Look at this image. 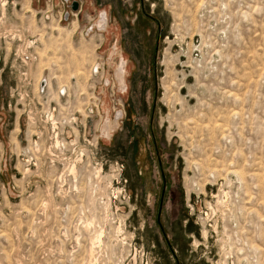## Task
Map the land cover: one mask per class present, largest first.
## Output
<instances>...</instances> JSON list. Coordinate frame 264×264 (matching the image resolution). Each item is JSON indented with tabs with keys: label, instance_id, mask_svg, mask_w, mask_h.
<instances>
[{
	"label": "rangeland",
	"instance_id": "rangeland-1",
	"mask_svg": "<svg viewBox=\"0 0 264 264\" xmlns=\"http://www.w3.org/2000/svg\"><path fill=\"white\" fill-rule=\"evenodd\" d=\"M0 264H264V0H0Z\"/></svg>",
	"mask_w": 264,
	"mask_h": 264
},
{
	"label": "bare ground",
	"instance_id": "bare-ground-1",
	"mask_svg": "<svg viewBox=\"0 0 264 264\" xmlns=\"http://www.w3.org/2000/svg\"><path fill=\"white\" fill-rule=\"evenodd\" d=\"M1 2H4L3 3V8H5L7 5H8V2H5V1H1ZM2 11H4V9L2 10ZM32 11V10H31ZM36 11V10H35ZM33 12H34V10H33ZM4 14V13H3ZM108 22H109V19H108V14L104 11V12H102L100 15H99V17H98V20H97V22L95 23V25L89 30V34L92 32L93 34L94 33H105V32H107V30H108ZM61 26H62V24H61ZM66 27H61V29H65ZM76 28V27H75ZM32 32V31H31ZM30 32V33H31ZM35 32V31H34ZM91 33V34H92ZM90 34V35H91ZM15 35V34H14ZM31 43H33V42H31ZM29 44H30V42H29ZM31 45V44H30ZM27 47V46H26ZM22 51V50H21ZM27 54V53H26ZM29 54V53H28ZM118 54H119V52H118V49H117V47L116 46H114V47H112V49L110 50V54H109V59H108V62L114 67V72H115V74H114V77H115V81H117V83H118V85H119V88H120V91L123 93V94H126L127 93V91H128V86H127V82H126V65H125V61H123V60H120V62H119V67H117V64H114V59H115V57H117L118 56ZM22 55V54H21ZM24 55V54H23ZM33 57H34V55H33ZM32 58V57H31ZM35 58V57H34ZM120 58H122V56H120ZM22 59V58H21ZM24 59V58H23ZM33 61V60H32ZM39 63H41L42 64V61L41 60H39ZM31 64V63H30ZM36 64H37V61H36ZM40 64V65H41ZM37 66V65H36ZM31 68V67H30ZM100 68H101V64H96V66L94 67V69H93V73H94V75H95V72L96 73H98V75L100 74ZM30 70V69H29ZM37 70H38V68H37ZM33 71V70H32ZM40 71V70H39ZM40 73V72H39ZM41 74H42V70H41ZM48 74V73H47ZM34 75V74H33ZM39 75V74H38ZM34 76H36V75H34ZM47 87H46V92H49L50 90H48L49 88H48V83L51 81V77L48 75V77H47ZM36 80H37V78H36ZM38 80H39V78H38ZM44 77L42 78V76L40 77V80H39V82H44ZM42 82V83H43ZM37 83V82H36ZM42 83H41V85H42ZM50 84V83H49ZM41 85H40V92L42 91V92H44V88L42 89L41 88ZM108 85H110V80L109 79H107L106 80V86H108ZM36 92V91H35ZM37 92H38V90H37ZM51 92V91H50ZM38 94V93H37ZM51 94V93H50ZM62 94V93H61ZM24 96V95H23ZM109 101V100H108ZM54 110V109H53ZM121 115H122V112H120V113H118L117 114V120L116 121H114V122H112V120H106V122L102 125V127H101V132H102V134L104 135V136H108V137H111L112 136V131L114 130V127H116L118 124H119V119H120V117H121ZM52 116V115H51ZM51 116H50V118H51ZM54 119V118H53ZM56 120V119H55ZM55 120H54V122H55ZM52 123V122H51ZM53 124H55V123H53ZM52 124V125H53ZM56 125V124H55ZM71 135V134H70ZM11 142V141H10ZM56 143H57V141H55ZM59 143V142H58ZM57 143V144H58ZM60 144H62V143H60ZM54 145H56L55 143H54ZM57 146V145H56ZM73 167H75V166H73ZM72 170V172L75 174V176H76V169H71ZM71 170H70V173L72 174V172H71ZM73 175V174H72ZM74 176V177H75ZM76 178V177H75ZM120 192V191H119ZM108 216V215H107ZM91 225V223L89 224L88 223V227ZM92 226V225H91ZM120 232H121V229L119 228L118 229ZM103 236H104V231L103 230H101L97 235H96V237H95V240H94V243H93V245L96 247V246H100L101 244H102V241H103ZM204 236H205V238H207L208 237V233L207 232H205L204 233ZM93 245H92V247H93ZM102 246V245H101ZM95 247H94V249H95ZM94 249L93 250H91V252H90V257H91V259H92V262H94V260L96 261V257H95V255H94ZM97 262V261H96Z\"/></svg>",
	"mask_w": 264,
	"mask_h": 264
},
{
	"label": "crops",
	"instance_id": "crops-1",
	"mask_svg": "<svg viewBox=\"0 0 264 264\" xmlns=\"http://www.w3.org/2000/svg\"><path fill=\"white\" fill-rule=\"evenodd\" d=\"M108 19H109V15H108ZM108 24H109L108 25V32H109V29H110V20H109V23ZM108 32H106V33H108ZM114 46L117 47L118 52H119V55L123 56V58L125 60V65H126V82H127V79H128V76H129V67H136V66H140V65L142 66V64L145 65L146 63H144V62L142 63V60L137 59V57H131V56L128 57V56L124 55V51H122V50L119 49L117 43ZM127 86H128V91H129L128 82H127Z\"/></svg>",
	"mask_w": 264,
	"mask_h": 264
},
{
	"label": "built area",
	"instance_id": "built-area-1",
	"mask_svg": "<svg viewBox=\"0 0 264 264\" xmlns=\"http://www.w3.org/2000/svg\"><path fill=\"white\" fill-rule=\"evenodd\" d=\"M25 60H26V59H25ZM95 75L98 76V73L95 72ZM24 76H27V75L24 74ZM46 87H47V85H45V82H43L42 85H41V88H42V89H43V88L46 89ZM67 92H68L67 89H66V90H62V92H61V93H62V96H63V97H62V100H63V99H66V100L68 99L67 101L70 100V99H69V93H67ZM92 93H93V96H96V93H95L94 91H93ZM41 94L44 96V95H47V92L45 91V94H43V92H41ZM82 96H83L82 93H77V94H75L76 101L78 102V101L82 98ZM74 108H75V107H74ZM77 110H78V109H77ZM87 110H90V108H88ZM91 110H93V109H91ZM77 113H79V112H77ZM50 114L54 117V115H53V114H54V111H52V113H50ZM53 117H52V118H53ZM52 118H51V119H52ZM51 121H52V120H51Z\"/></svg>",
	"mask_w": 264,
	"mask_h": 264
},
{
	"label": "flooded vegetation",
	"instance_id": "flooded-vegetation-1",
	"mask_svg": "<svg viewBox=\"0 0 264 264\" xmlns=\"http://www.w3.org/2000/svg\"><path fill=\"white\" fill-rule=\"evenodd\" d=\"M102 12H104V11H102ZM102 12H101V13H102ZM105 12L108 14L107 11H105ZM101 13H100V14H101ZM74 14H75V16L78 15L77 13H74ZM108 23H109V22H108ZM108 25H109V24H108ZM107 32H108V30H107ZM97 33H98V32H97ZM98 34H103V35H104V34H106V32H105V33H98ZM120 56H121V55L118 54V56L115 57V59H114V64H117V67H119L118 65H119L120 60L125 61L124 58H123V56H122V58H120ZM115 60H117V62H115ZM98 64H101V63H98ZM102 72H103V64H101L100 74H101ZM100 74H99V75H100Z\"/></svg>",
	"mask_w": 264,
	"mask_h": 264
},
{
	"label": "water",
	"instance_id": "water-1",
	"mask_svg": "<svg viewBox=\"0 0 264 264\" xmlns=\"http://www.w3.org/2000/svg\"><path fill=\"white\" fill-rule=\"evenodd\" d=\"M71 7L74 12L80 11V3L78 1H74ZM68 18H69V14L66 15V19Z\"/></svg>",
	"mask_w": 264,
	"mask_h": 264
}]
</instances>
